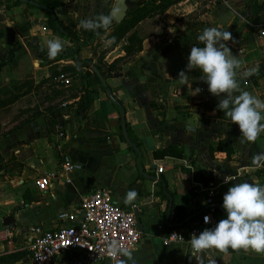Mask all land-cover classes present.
Here are the masks:
<instances>
[{
    "label": "crops",
    "instance_id": "obj_1",
    "mask_svg": "<svg viewBox=\"0 0 264 264\" xmlns=\"http://www.w3.org/2000/svg\"><path fill=\"white\" fill-rule=\"evenodd\" d=\"M59 1L62 5L55 12L61 23L82 38L96 32L84 30L81 20L109 14L116 2ZM128 4V11L139 7H154V11L116 42L120 23L115 21L90 45L82 46L79 54L102 66L112 95L122 101L129 138L137 141L141 151L140 164L138 152L123 134L122 114L106 91L87 111L82 106L93 81L85 77L86 67L72 71L75 59L67 54L76 48L75 43L51 28L48 13L40 7L0 0V62L14 54L12 62L0 70V85L30 79L65 87L52 82L58 73L72 75L78 83L63 104L52 112L40 107L42 115L15 126L0 144V264L29 261L35 228H55L60 214L73 211L85 195L99 188L110 189L113 200L124 208L137 206L142 239L131 250L132 259L124 256L123 264H197L190 244H162L164 232L179 229L167 228L171 202L199 220L208 207V190L215 188L213 218L219 222L226 218L222 204L230 186L241 181L264 185V163L253 162L264 153V133L255 142L241 143L238 124L217 109L219 98L208 91L204 74L199 69L190 71L187 85L179 78L182 70L187 71L191 47L204 46L198 35L217 27L232 33L233 39L224 44L240 61L235 70L240 89L264 102V0H133ZM161 5L168 6L158 9ZM134 32L140 48L129 56L126 48L132 45ZM49 40L62 43L55 58L48 56ZM257 66V74L243 76ZM65 155L79 165L70 183L61 166ZM159 166L164 167L162 173ZM47 174L56 178L48 190L41 191L37 181ZM132 190L137 197L126 204V194ZM165 190L168 199L162 195ZM200 257V264H264V253L251 249H210ZM57 263L110 264L92 263L79 252H69Z\"/></svg>",
    "mask_w": 264,
    "mask_h": 264
},
{
    "label": "clouds",
    "instance_id": "obj_2",
    "mask_svg": "<svg viewBox=\"0 0 264 264\" xmlns=\"http://www.w3.org/2000/svg\"><path fill=\"white\" fill-rule=\"evenodd\" d=\"M119 19L117 10L97 18L83 19L81 27L86 31L97 32L101 29L107 31ZM13 24L8 23L7 26ZM232 33L217 27L205 28L198 35L197 40L203 47L192 46L188 55L187 71L182 70L179 78L185 85L188 83V73L199 69L204 75L203 79L208 85V91L219 98L217 109L224 112L232 124H238L241 132V143L255 142L261 133H264V102L247 91H242L236 79V69L240 61L231 55L230 49L224 42L232 40ZM112 43L111 40L108 41ZM59 40L48 41V56L55 58L62 50ZM259 66L243 73L249 77L257 74ZM239 92V95L234 93ZM257 165L264 163V153L253 158ZM229 180L225 177V183ZM137 197L136 191H128L125 203H132ZM222 207L226 218L221 219L214 227L206 228L191 238L193 257L200 264V254L205 250L217 249L226 251L251 249L256 253H264V185L241 181L229 187L223 196ZM205 223L210 217L205 216ZM108 253L113 257L123 255L132 259V252L119 241L113 239L109 242ZM123 264V262H121ZM134 264V262H133Z\"/></svg>",
    "mask_w": 264,
    "mask_h": 264
},
{
    "label": "built area",
    "instance_id": "obj_3",
    "mask_svg": "<svg viewBox=\"0 0 264 264\" xmlns=\"http://www.w3.org/2000/svg\"><path fill=\"white\" fill-rule=\"evenodd\" d=\"M261 33L264 35V30ZM52 82L67 87L71 85L72 79L67 73H58L53 76ZM60 136L63 137V133ZM61 166L66 176L65 181L72 182L71 174L79 165L65 155ZM163 171L164 167L159 166L158 172ZM55 178L56 174H47L37 181V187L41 191H46ZM215 195V188H210L206 199L208 210L199 220L191 221L179 229L164 232L160 237L162 244L166 247L179 243L191 245L194 234L214 227L217 223L213 218L216 211ZM136 209L135 205L127 209L116 203L112 191L108 188L94 190L85 195L80 205L73 211L60 214L55 228H35V236L28 246L30 259L17 264H58V260L69 252H79L92 263L121 264L124 256L113 258L108 253L109 242L115 239L130 251L140 245L142 232L138 228ZM205 216L210 217L209 223H205ZM160 230L163 231V227Z\"/></svg>",
    "mask_w": 264,
    "mask_h": 264
},
{
    "label": "trees",
    "instance_id": "obj_4",
    "mask_svg": "<svg viewBox=\"0 0 264 264\" xmlns=\"http://www.w3.org/2000/svg\"><path fill=\"white\" fill-rule=\"evenodd\" d=\"M18 3H20V0H17ZM176 2L181 0H175ZM171 2L170 4H172ZM168 4V5H170ZM41 9L45 10L49 15V25L51 28H53L54 31H58L61 33H64L67 35V37L70 38L72 42L75 43L76 48L69 52V54L75 59V67L72 69V71H82L83 68H87V72L85 74L86 78H90L93 82H90L89 86L91 89H89L86 94L83 95L82 100L84 101L82 106L84 107L85 111L88 110L89 107L92 106L93 101L95 98L99 95L101 92H105L102 80L99 78V76L96 73V70L93 68L94 66L99 70L103 71L102 66L100 64L93 63L91 59L83 60L80 58V48L83 46H88L92 43V41L103 34L105 30L101 29L98 32L87 36L85 38H82L77 33H73L66 29V27L61 23L59 17L57 16L55 9L62 5V2L59 0H44L41 4ZM166 5V6H168ZM166 6H157L160 7L158 9H164ZM148 9L149 10L148 12ZM154 11L153 8L143 7V8H137L134 10H130L127 13V18L118 25L116 30V35L114 36V42L118 41L121 37L126 36L142 19L147 17L150 13ZM130 40L133 41L132 45L130 47L126 48L127 55H132L137 52V50L140 48V46L137 47L138 42L140 41L139 38L136 37V33L134 32L133 35H131ZM137 43V44H136ZM14 57V54L11 52L6 60L0 62V70L6 66L7 64L12 62V59ZM109 69L112 70V66H109ZM48 80H44L40 82L39 84H36L34 80L26 79V80H14L12 79L9 84L5 86L0 85V111L9 109L14 103H16L19 99L26 96L32 90L37 89L44 84H47ZM2 94L4 96L2 97ZM114 99L111 100L114 106L117 108V110L122 113V111L125 110V107L122 103V101L118 100L115 96H113ZM48 112L54 111V107H50L47 109ZM42 111H38L33 117L28 119L25 123L31 122L38 118L40 115H42ZM128 128V125H127ZM12 130H9L6 133V136L10 134ZM135 145H137V141H132ZM167 191V192H166ZM170 193V192H169ZM172 194V193H171ZM162 195L164 198L168 199V190L162 191ZM173 195V194H172ZM171 195V196H172ZM207 209V208H206ZM203 210L201 212V215L206 211ZM197 215H194L192 212H188V210L185 207L177 205L175 202L172 205L171 213H170V224H167V228L171 229L173 228H181L191 221L195 220ZM228 250H231L229 248Z\"/></svg>",
    "mask_w": 264,
    "mask_h": 264
},
{
    "label": "rangeland",
    "instance_id": "obj_5",
    "mask_svg": "<svg viewBox=\"0 0 264 264\" xmlns=\"http://www.w3.org/2000/svg\"><path fill=\"white\" fill-rule=\"evenodd\" d=\"M149 10L151 9H148V12ZM75 80L76 79L72 78L71 85L67 87H57L53 84H46L42 87L32 90V92L22 97L20 101L14 103L8 110H1L0 144L6 139V133L9 130H12L15 126L25 123L40 110V107L47 109L63 104L66 101L65 98L72 94L75 90V86L78 84L75 82ZM3 96L4 94H2V97ZM46 101H48L47 104H45Z\"/></svg>",
    "mask_w": 264,
    "mask_h": 264
},
{
    "label": "water",
    "instance_id": "obj_6",
    "mask_svg": "<svg viewBox=\"0 0 264 264\" xmlns=\"http://www.w3.org/2000/svg\"><path fill=\"white\" fill-rule=\"evenodd\" d=\"M21 1L29 2L30 4H33L35 6H41L40 4H38L32 0H21ZM131 1H133V0H116L115 5H114L112 10H117V15L119 17V19L116 21L117 23H122L125 20V18L127 16L128 9H129L128 2H131ZM93 68L96 70L97 75L102 80V83H103V86H104V89H105L107 95L109 96V98H111L113 100L114 97H113L112 92H111V90H110V88L106 82V79L103 77L101 71H99L95 66ZM121 114H122L123 134H124L125 138L127 139V141L130 143V145L132 147H134L135 150L138 152L139 164H140V162H141V151H140L139 147L136 146L129 138L127 124H126V120H125V111H122ZM171 206H172V202H171ZM136 217H137V221H138L139 230H143V226L141 224L140 216H139L138 212H136ZM0 226H1V222H0Z\"/></svg>",
    "mask_w": 264,
    "mask_h": 264
}]
</instances>
